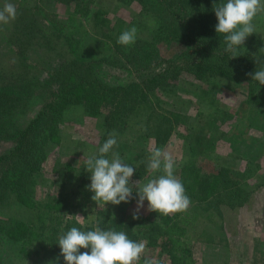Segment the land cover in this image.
<instances>
[{"label":"trees","instance_id":"trees-1","mask_svg":"<svg viewBox=\"0 0 264 264\" xmlns=\"http://www.w3.org/2000/svg\"><path fill=\"white\" fill-rule=\"evenodd\" d=\"M82 1L56 0L66 7L74 5L75 8H81ZM125 1L139 4L138 10L130 17L101 4L85 9L89 11L92 31L113 50L111 58L103 55L97 61L133 63L135 68L165 62L154 61L159 58L152 57L150 50L143 57L139 56L138 51L146 42L139 37L129 53H125L122 45L117 43L119 35L127 28L135 26L138 31L144 30V22L148 19L156 21L163 32L178 37L177 41L184 43L177 57L165 59L167 67L140 81L122 86H107L99 81L77 57L67 56L59 37L50 35L33 19L36 1L33 8L27 7L23 1L18 3V16L12 21L13 25L4 37V45L0 47V139L14 138V145L0 154V233L10 243H16L22 261L24 259L28 264H65L58 237L72 227L87 231L93 230L96 224L104 230L124 231L129 239L137 242L141 240L139 233H143L145 246L157 247L159 254L163 255L165 260L159 264H165V261L166 264H195L192 250L186 242V225L192 220L189 214L194 216L199 210L209 209L220 213L221 203L233 205L231 199L240 197V191L231 183L227 167L205 171L191 161L182 165L179 179L188 196L196 201L192 211L187 210L182 215L150 211L146 215L135 214L139 218L134 219V214L126 215L121 211L122 204H119L98 209L90 224L75 218L73 209L77 208L85 215V206L92 195L88 189L91 173L86 170V161L99 154L108 132H117L118 146L114 150L122 158L136 149L139 151L137 159L132 158V166L135 167L132 181L156 175L147 168L151 152L155 148H163L178 133L176 128L185 125L183 114L170 108L164 100L169 87L167 77L179 70L177 61L184 62L189 71L206 82L227 77L235 71L248 74L264 67L255 62L257 57L264 60V51L251 39H246L245 44L239 47L235 58L226 51L224 35L215 31L218 21L213 11L214 4L221 0ZM74 11L76 13L78 9ZM2 26L6 28L0 25V29ZM31 47H36L40 55L48 54L51 60L44 82H39L37 72L26 62L25 51ZM36 85L47 90V99L22 128L11 131L18 108L37 93ZM78 108L102 120L98 122L101 133L96 151L76 166L56 159L53 166L57 177L55 193L37 197L36 187L39 182H44L41 166L49 143L56 140V127L64 114ZM130 132L134 134L129 139L131 142L137 137L142 140L139 148L135 144L130 147L126 145L129 140H123V136H130ZM66 167L73 171L71 178L64 171ZM134 199L123 202L124 206ZM210 215H206L209 220ZM80 251L90 252V249ZM144 258L143 254L141 261Z\"/></svg>","mask_w":264,"mask_h":264},{"label":"rangeland","instance_id":"rangeland-1","mask_svg":"<svg viewBox=\"0 0 264 264\" xmlns=\"http://www.w3.org/2000/svg\"><path fill=\"white\" fill-rule=\"evenodd\" d=\"M22 1L29 8L36 6L33 19L50 35L59 37L67 56L77 57L107 86L126 85L159 72L168 66L165 59L177 57L184 46V43L177 41L178 37L163 32L157 27L156 21L148 19L144 22V30L137 33V37L146 41L138 51L139 56L143 57L150 50L152 57L159 58L154 61L165 62L135 68L133 63L97 61L103 55L111 58L113 50L92 31L89 11L85 9L90 10L101 4L111 11L117 10L116 12L130 17L138 10L137 2L83 0V6L75 8L74 5L66 7L56 0H0V8L5 3L18 6ZM76 9L78 11L75 13ZM254 24L256 31L247 40L255 41L264 51V13H259L254 18ZM11 25L12 22L5 25V29L3 26L0 29V47L4 45V37ZM132 47L133 45L121 46V49L129 53ZM25 52L30 69L37 72L39 82H44L48 77L46 69L51 63L48 54L40 55L36 47L27 48ZM176 63L179 70L167 77L169 87L164 100L170 108L183 114L185 125L178 126V133L162 148L176 163L175 175L179 178L182 165L191 161L205 171L224 166L230 171L231 183L240 191V197L231 199L233 205H219L220 213L209 209L199 210L194 216L193 213L189 214L192 220L186 225V242L192 250L195 264H264V85L239 71L206 82L189 71L184 62ZM35 91L37 93L34 96L21 103L11 131L22 128L47 99L45 88L36 85ZM101 121L81 108L64 114L55 130L56 140L50 142L46 149V159L41 166L44 182H39L36 187L37 197H43L48 192L55 193L54 181L56 182L57 177L53 173V166L56 159L76 166L96 151L101 133L98 122ZM133 135L130 132V136L124 135L123 140H129ZM141 143L142 140L137 137V140H129L126 145L131 147L135 144L139 148ZM13 145V137L0 139V154ZM138 153L136 149L125 154L126 158L123 159L132 165V158ZM64 171L72 177L71 167H66ZM151 178L147 176L141 182L146 183ZM93 195L92 192L90 201L85 206V215L83 211L73 209L75 218L84 224H90L94 220L98 209L112 206L111 203L104 205L103 202L92 200ZM137 200L138 198L134 199L126 206L121 202V211L126 215L148 214V202L145 200L143 207L137 211ZM190 200L188 212L192 211V205L196 203L191 198ZM208 213H211V220L206 216ZM144 236L139 233L140 242H144ZM18 251L16 243H10L0 233V254L3 255L0 256V264H28V261H22ZM143 254L158 264L165 260L157 247L145 246Z\"/></svg>","mask_w":264,"mask_h":264},{"label":"clouds","instance_id":"clouds-1","mask_svg":"<svg viewBox=\"0 0 264 264\" xmlns=\"http://www.w3.org/2000/svg\"><path fill=\"white\" fill-rule=\"evenodd\" d=\"M214 5L213 11L218 21L215 31L224 35L226 51L235 58L239 47L256 31L254 18L264 13V0H221ZM17 16L16 6L5 3L0 8V25H8ZM137 33L135 26L127 28L119 35L117 43L130 47L135 44ZM255 62L264 65V60L259 57L255 58ZM248 75L264 85V67ZM117 135L115 130L108 132L107 140L98 150L99 154L86 161V170L91 173L88 189L94 193L92 200L104 205H119L138 197L137 211L146 200L150 211L163 215L186 212L191 200L182 181L175 175L173 157L162 148L153 149L147 168L151 173L161 174L154 175L146 183L141 180L133 182L135 167L126 163L114 150L118 146ZM133 218L138 219L139 216L134 214ZM58 245L65 264H140L145 252L144 242L129 239L124 231L114 228L104 230L99 224L87 231L72 227L58 237ZM81 249H90V252H81ZM143 264L158 262L145 257Z\"/></svg>","mask_w":264,"mask_h":264}]
</instances>
